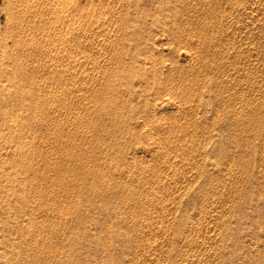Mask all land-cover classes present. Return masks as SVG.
Returning a JSON list of instances; mask_svg holds the SVG:
<instances>
[{"label":"rangeland","instance_id":"374dc122","mask_svg":"<svg viewBox=\"0 0 264 264\" xmlns=\"http://www.w3.org/2000/svg\"><path fill=\"white\" fill-rule=\"evenodd\" d=\"M67 1L50 37L0 0V264H264V0Z\"/></svg>","mask_w":264,"mask_h":264},{"label":"bare ground","instance_id":"6f19581e","mask_svg":"<svg viewBox=\"0 0 264 264\" xmlns=\"http://www.w3.org/2000/svg\"><path fill=\"white\" fill-rule=\"evenodd\" d=\"M54 1V2H53ZM53 1H51V0H23V2H25V3H23V5L21 6V9H20V11L18 10V13L17 14H19L20 15V17H21V19H22V17H23V15H24V13H25V20L26 19H32V21H33V23L36 25V26H38L39 25V27L38 28H41L42 27V25H43V27H42V35H48V36H50L51 37V34H56V32H54V31H52L51 30V21L52 22H56L57 20H61L62 22H60L59 24H60V26H62V27H67V29L70 27V25H69V23H70V18H69V15H71V14H68L69 12H70V9H69V12H68V9H67V7L66 6H68V1L66 2V0H53ZM173 1V0H172ZM177 1H180V0H177ZM183 1H187V0H183ZM169 2L171 3V0H169ZM181 2V1H180ZM188 2H190V1H188ZM191 2H193V1H191ZM186 3V2H185ZM61 4V5H60ZM177 4V3H176ZM184 4V3H183ZM187 4V3H186ZM185 4V5H186ZM192 4V3H191ZM173 5H175V4H173ZM177 5H179V4H177ZM176 5V7H178ZM180 5H182V4H180ZM184 5V6H185ZM190 4H188L187 6H189ZM193 5V4H192ZM169 6V5H168ZM168 6H166V7H168ZM184 6H183V8H184ZM186 6V7H187ZM165 7V8H166ZM170 8H171V6H169ZM174 7V6H173ZM172 7V8H173ZM69 8V7H68ZM171 8V9H172ZM180 8H181V6H180ZM188 8V7H187ZM186 8V9H187ZM192 8H193V6H192ZM175 8H173V10H174ZM178 9V8H177ZM191 9V8H190ZM179 10V9H178ZM185 10V9H184ZM180 11V10H179ZM187 11H189V10H187ZM187 11H186V13H187ZM22 12V14H20ZM176 12V11H175ZM182 12V11H181ZM190 13H191V11H190ZM175 14V13H174ZM180 14V13H179ZM182 14H184L183 12H182ZM181 14V15H182ZM176 15H178L177 14V12H176ZM175 15V16H176ZM185 15V14H184ZM189 15H192V14H189ZM188 15V16H189ZM166 16H168V15H166ZM179 16V15H178ZM187 16V17H188ZM160 17V16H159ZM166 18V17H164V16H161V18L160 19H163V18ZM169 17V16H168ZM167 17V18H168ZM166 18V19H167ZM180 18V17H179ZM189 18H191V17H188V20H189ZM73 19V18H72ZM159 19V18H158ZM159 19V20H160ZM166 19H165V22H166ZM169 19V18H168ZM167 19V20H168ZM184 20V19H183ZM187 20V21H188ZM73 21V20H72ZM71 21V22H72ZM169 21V20H168ZM192 21V20H191ZM30 22V21H29ZM74 22V21H73ZM160 22H161V20H160ZM188 22H190V21H188ZM164 23V22H163ZM162 23V24H163ZM169 23V22H168ZM187 23V22H186ZM54 24V23H53ZM58 24V25H59ZM74 24V23H73ZM165 24V23H164ZM167 24V23H166ZM165 24V25H166ZM185 24V23H184ZM188 24V23H187ZM190 24H191V22H190ZM210 23H208L207 25H209ZM28 25H30V24H28ZM157 25H158V23H157ZM71 26H73V25H71ZM159 27H160V25H158ZM167 27H168V25H166ZM185 26V25H184ZM211 26V25H210ZM199 27V26H198ZM207 27H209V26H207ZM207 27H206V25H205V27L204 28H206L207 29ZM71 28H73V27H70V30H71ZM184 28V27H183ZM185 28H189V27H186L185 26ZM185 28H184V30H185ZM74 29H75V26H74ZM209 29V28H208ZM78 30V29H77ZM57 31V30H56ZM64 31H66V30H64ZM68 31L69 30H67L65 33L63 32V40H66V38H68L67 37V35H68ZM204 30H202V32H203ZM75 32H76V30H75ZM57 33H58V31H57ZM67 33V34H66ZM70 33V32H69ZM74 32H72V34H73ZM203 33H206V32H203ZM71 34V33H70ZM72 34H71V36H70V38L72 39ZM62 35H60V36H62ZM74 35V34H73ZM76 35H78V32H77V34ZM75 35V36H76ZM79 37V36H78ZM73 38H75V37H73ZM219 38V37H218ZM47 39H48V37H47ZM62 40V41H63ZM68 40H69V38H68ZM67 40V41H68ZM78 40V39H77ZM76 39L74 40V41H77ZM48 41H50V39H48ZM66 41V42H67ZM72 41H73V39H72ZM71 41V42H72ZM79 41V40H78ZM214 42L216 41V42H218V40H213ZM69 42H70V40H69ZM51 43V42H50ZM63 43V42H62ZM74 43V42H73ZM80 43V42H79ZM209 43H211L210 41H209ZM212 44H213V42H212ZM211 44V45H212ZM32 45V44H31ZM63 45H65V44H63ZM69 44H67V46H68ZM77 45H78V47H80V45L77 43ZM77 45H75L76 47H77ZM36 46H39V47H41L40 45H36ZM70 46V45H69ZM68 46V47H69ZM213 46V45H212ZM3 46H1V49H3V48H5V47H3ZM56 47V46H55ZM74 47V46H73ZM72 47V48H73ZM75 47V48H76ZM46 48V47H45ZM44 48V49H45ZM59 49H61L60 51L63 53H65L66 54V50H67V47H65V46H63V47H61V48H59ZM78 49V48H77ZM5 50L6 51H4V52H6L7 53V48H5ZM42 50V49H41ZM58 50V49H57ZM81 50V49H80ZM42 51H44V50H42ZM60 51H58V52H60ZM69 51H71V50H69ZM69 51H68V53H69ZM73 51H75V49L73 50ZM2 52H3V50H2ZM2 52L0 53V55L2 54ZM60 52V53H61ZM72 52V51H71ZM5 53V55H7L8 54V56L9 55H12V54H10V52L8 51V53L6 54ZM44 53V52H43ZM59 53V54H60ZM75 53H76V51H75ZM3 55V54H2ZM4 55V56H5ZM69 54H67V56H68ZM72 55V53H70V56ZM2 57V56H1ZM14 57V56H13ZM13 57H11V58H13ZM59 57H61V56H59ZM7 58V56L5 57V59ZM10 58V59H11ZM55 58V57H54ZM9 59V58H8ZM7 59V60H8ZM68 59V58H67ZM1 60H3V58L1 59ZM0 60V61H1ZM12 60H14V59H12ZM55 60H57V59H55ZM81 59H78V58H74V61H75V63L76 62H79ZM4 61L5 60H3V62H2V65L3 64H5L4 63ZM48 62H50V61H48ZM65 62V61H64ZM6 63H9V62H6ZM152 63V62H151ZM153 63H155V62H153ZM152 63V64H153ZM9 64H11L12 65V63L10 62ZM56 64H57V61H56ZM55 64V65H56ZM0 65H1V63H0ZM7 65V64H6ZM47 65H48V63H47ZM52 65H54V64H52ZM10 66V65H9ZM8 65H7V67H9ZM61 66V65H60ZM1 67V66H0ZM3 67V66H2ZM2 67H1V69H2ZM6 66L4 67L5 69L7 68ZM22 66H19V68L18 69H20ZM44 67V66H43ZM45 67H47V66H45ZM57 67H58V65H57ZM153 67H154V64H153ZM47 68H49V67H47ZM46 68V69H47ZM60 68V67H59ZM4 69V70H5ZM22 69V68H21ZM51 69H52V67H51ZM57 69V68H56ZM56 69H54V71L56 70ZM3 70V71H4ZM45 70V68L43 69V71ZM48 70V69H47ZM50 70V69H49ZM10 71V70H9ZM22 71V70H21ZM42 71V72H43ZM58 71V70H57ZM49 72V71H48ZM59 74V73H58ZM118 75L119 73H115V75ZM60 75V74H59ZM113 75V74H112ZM121 75V74H120ZM122 76V75H121ZM121 76H119V77H121ZM114 77H116V76H114ZM118 77V76H117ZM10 78V79H9ZM9 78H7V80H11V78L12 77H9ZM62 78V77H61ZM60 78V79H61ZM122 78V77H121ZM13 79H15L14 77L12 78V80ZM19 79V78H18ZM21 79V78H20ZM118 80V79H117ZM14 81V80H13ZM12 81V82H13ZM16 81H17V79H16ZM19 82H20V80H18ZM22 81V80H21ZM34 82H35V84H37V88H39V87H41V79L39 78V80H33ZM32 81V82H33ZM121 81V80H120ZM19 82H17V83H15V85L17 84H19ZM51 82V81H50ZM118 82H119V80H118ZM10 83H11V81H10ZM14 83V82H13ZM23 83V82H22ZM5 83H3V85H4ZM6 85L8 86V87H10V88H12L10 85H12V84H5V87H6ZM15 85H14V87H15ZM0 86H2V85H0ZM23 86V85H22ZM5 87H2L1 89L3 90V88L5 89ZM8 87H7V89H8ZM70 87V86H69ZM68 87V88H69ZM15 88H17V86L15 87ZM22 88H24V86L22 87ZM18 89V88H17ZM26 89V92L25 93H27L28 92V90H27V88H25ZM40 89V88H39ZM9 90V89H8ZM15 89H13V91H14ZM24 90V89H23ZM31 90V89H30ZM30 90H29V92H30ZM5 91V90H4ZM17 91V90H16ZM25 91V90H24ZM6 92H7V90H6ZM5 92V93H6ZM11 92H12V90H11ZM35 92V91H34ZM33 91H32V93H34ZM51 92V91H50ZM53 92V91H52ZM1 93V92H0ZM32 93H30V95L31 96H29L30 97V100L31 101H33L34 100V94L32 95ZM38 93V92H37ZM2 94V93H1ZM13 94H14V92H13ZM15 94H16V92H15ZM22 94H24L23 92H22ZM51 94V93H50ZM61 94H62V92H61ZM60 94V95H61ZM66 93H64L63 95H65ZM7 95H8V93H7ZM6 95V96H7ZM20 95V94H19ZM40 94H38V96H39ZM59 94H54V96L53 97H59L60 96ZM16 96H17V94H16ZM21 96V95H20ZM4 97V99L6 100V98L7 97H5V96H3ZM28 97V98H29ZM31 97L33 98V99H31ZM52 97V98H53ZM19 98V97H18ZM17 98V99H18ZM21 98V97H20ZM27 98V97H26ZM26 98L24 97V95H23V98H22V100L21 101H23V99H25L26 100ZM46 98H48V97H46ZM46 98H44V99H46ZM64 98V97H63ZM66 98V97H65ZM9 99H10V101H11V97H9ZM16 99V98H15ZM37 99H39V97H37L36 98V100ZM60 99V98H59ZM2 101H3V104H5L4 102H5V100H3V99H1ZM19 100V99H18ZM17 100V101H18ZM27 100H29V99H27ZM170 100L171 99H169V102H170ZM8 99H7V103L6 104H8ZM13 101H15L14 100V98H13ZM41 102H43L42 100H40ZM51 101V100H50ZM53 101V100H52ZM56 101V100H55ZM54 101V102H55ZM12 102V101H11ZM39 102V101H38ZM61 102V101H60ZM59 102V103H60ZM66 102H68V101H66ZM18 103V102H17ZM17 103H15V104H17ZM26 103V102H25ZM24 102H23V104H25ZM32 103H34V102H32ZM31 103V104H32ZM49 103V102H48ZM5 104V105H6ZM14 103L12 102V103H10L9 105L11 106V105H13ZM14 104V107L16 106ZM22 104V103H21ZM29 104V103H28ZM30 104V105H31ZM35 104V103H34ZM34 104H33V107H34ZM36 104H37V101H36ZM37 105H39V104H37ZM50 105V104H49ZM111 105L113 106V104L111 103ZM24 106H26V104L24 105ZM36 106V105H35ZM42 107H40V108H43V112L45 111L44 109H46L45 108V106H43V105H41ZM47 106V105H46ZM106 106V105H105ZM108 106V105H107ZM8 107V106H7ZM12 107V106H11ZM10 107V108H11ZM18 107V106H17ZM19 107H21V106H19ZM38 107V106H37ZM37 107H35V108H37ZM103 107V106H102ZM101 107V108H102ZM23 108V107H22ZM104 108V107H103ZM106 108H108V107H106ZM105 108V109H106ZM110 108V107H109ZM4 109V108H3ZM2 109V110H3ZM7 108L5 107V111H4V115H2V116H5L4 118L7 120V121H9L11 124H13L12 126L15 128L14 129V133L16 132V134L18 135V139L16 138V140H17V143L16 144H14V146H15V153H16V156L17 157H15L14 159H11V161L8 159V162L10 163V166H13L14 168V170H13V172H8V174L6 173V176H5V178L9 181V182H15V183H13V184H16V182H17V184H18V194L20 193L21 195H23V192H25L26 191V189H27V186H26V179H24V177H22L21 176V170H27V169H29V168H31L30 170H32V168L34 167V166H32L33 164H32V161L29 159V158H27V156H25V155H27V151H30V150H27V149H31L32 150V146H33V149L35 150V148H36V143H39V142H36L35 143V141H30V144H27L25 141H22L21 139H19V138H21L23 135V133H21L20 132V130L21 129H24V128H26L28 125H30V124H27V125H25L24 124V118H25V116L26 115H28V113L26 112V111H28V110H26V107H25V114L24 113H22L23 115H25L24 117H22V118H19V115H22L21 113L19 114L18 112H16V111H8V109L6 110ZM13 109V108H12ZM17 109H21V108H17ZM16 109V110H17ZM29 109H30V107H29ZM38 109V111H39V108H37ZM23 111H24V109H22ZM21 110V111H22ZM47 110H48V107H47ZM46 110V111H47ZM116 110V109H115ZM114 110V111H115ZM30 111V110H29ZM35 111V110H34ZM42 111V110H41ZM36 112V111H35ZM35 112H31V113H35ZM100 112V111H99ZM2 113V112H1ZM50 113V112H49ZM15 114H19V115H17L18 116V118L17 117H15ZM48 114V113H47ZM51 114V113H50ZM97 114V113H96ZM99 114V113H98ZM22 115V116H23ZM40 115V114H39ZM46 115V114H45ZM44 115V116H45ZM37 117H39L38 116V114L36 115ZM43 116V117H44ZM48 116H49V114H48ZM21 117V116H20ZM60 118H62V117H60ZM33 119H36V118H33ZM33 119H32V121H33ZM44 119V118H43ZM57 119V118H56ZM37 120H39V119H37ZM63 120V119H62ZM35 121V120H34ZM40 121V120H39ZM44 121V120H43ZM50 121V120H49ZM63 122V121H62ZM61 122V123H62ZM22 123H23V125H22ZM29 123V122H28ZM45 123V122H44ZM44 123H42L43 125H44ZM35 124H37V122L35 123ZM41 124V123H40ZM63 124V123H62ZM65 124V123H64ZM59 125H60V123H59ZM34 127H35V125H34ZM41 127H42V125H41ZM54 127V126H53ZM52 127V128H53ZM57 127H58V125H57ZM36 128V127H35ZM37 128H39V126L37 127ZM50 128H51V126H50ZM51 128V129H52ZM54 129V128H53ZM22 131V130H21ZM51 131V130H50ZM49 130H48V132H50ZM55 131V130H54ZM24 132H25V130H24ZM57 132V131H56ZM14 133H13V137L15 138V135H14ZM50 135V134H49ZM55 136V135H54ZM37 145H39V144H37ZM11 147H12V145H10ZM28 146H30L29 148H28ZM40 146V145H39ZM39 148V147H38ZM9 149V148H8ZM69 150L67 149V152H68ZM71 151H73V150H71ZM32 151H30L29 153H31ZM73 154V153H72ZM50 161H51V159H49ZM50 165V164H49ZM32 166V167H31ZM3 167V166H2ZM88 167V166H87ZM35 168H37V167H35ZM33 170H35L34 168H33ZM96 171H97V168L95 169ZM102 172V171H101ZM91 173H93V172H91ZM96 174V173H95ZM26 175V174H25ZM35 175H36V173H35ZM39 175V174H38ZM42 175V174H41ZM48 175V174H47ZM97 175H99V174H97ZM104 175V174H103ZM19 176H21V178H19ZM95 177V176H94ZM46 178H47V176H46ZM68 178V176L66 177V179ZM96 178V177H95ZM94 178V179H95ZM100 178V177H99ZM65 179V180H66ZM70 180H71V178H69ZM104 179H105V177H104ZM96 181H98V180H96ZM65 182V181H64ZM67 182V181H66ZM65 182V183H66ZM68 182H70V181H68ZM92 183V182H91ZM97 183V182H96ZM103 183V182H102ZM11 184V183H10ZM70 184V183H69ZM88 184V183H87ZM87 184H86V187H87ZM95 184V183H94ZM90 185V184H89ZM93 187V186H92ZM99 187L100 186H98V188H96V189H99ZM95 189V190H96ZM100 190V189H99ZM102 190V189H101ZM104 190H106V189H104ZM108 190V189H107ZM45 192V191H44ZM100 192V191H99ZM105 192V191H104ZM108 192V191H107ZM40 193H42L41 192V190H40ZM98 193V192H97ZM19 194V195H20ZM50 194V193H49ZM51 197V196H50ZM21 198H23V196H21ZM51 200V199H50ZM92 203V202H91ZM80 208V207H79ZM65 209V208H64ZM77 210V209H76ZM80 210V209H79ZM65 211H66V209H65ZM62 212V211H61ZM79 212V211H78ZM83 212H84V209H83ZM80 213V212H79ZM31 224H32V222H31ZM77 224V223H76ZM80 224V223H79ZM78 224V225H79ZM33 225V224H32ZM35 225V224H34ZM68 225H69V223H68ZM73 225V224H72ZM29 226H31V225H29ZM28 226V227H29ZM70 227H71V225H69ZM76 226V225H75ZM33 227H35V226H33ZM72 227H74V226H72ZM71 227V228H72ZM78 227V226H77ZM32 228V227H31ZM35 229V228H34ZM37 229V228H36ZM74 229V228H73ZM32 230V232H33V229H31ZM39 230V229H38ZM79 230V229H78ZM29 231H30V229H29ZM74 231V230H73ZM35 233V232H34ZM76 233H78V232H76ZM34 238H35V235H34ZM37 238V237H36ZM30 244V243H29ZM24 245H27L28 246V244H23V246ZM28 247H30V246H28ZM24 248H26L25 246H24ZM32 248H34V246H31V249ZM29 249V248H28ZM30 250V249H29ZM34 250V249H33ZM36 250V249H35ZM34 250V251H35ZM38 250V249H37ZM41 250V249H40ZM39 250V251H40ZM31 251V250H30ZM29 251V252H30ZM27 252V251H26ZM29 252H27V254L29 253ZM32 252V254H28V255H34L33 254V251H31ZM36 252V251H35ZM42 252V251H41ZM38 253V251L35 253V254H37ZM28 255H26V257H28ZM39 255V254H38ZM38 255H34L35 257H37ZM19 257H20V255H19ZM22 255H21V259H22ZM32 257V256H31ZM30 257V258H31ZM20 258H19V261H20ZM23 259H24V261H25V258L23 257ZM23 259L20 261V263L23 261ZM27 259H29V258H27ZM35 259V258H34ZM18 260V259H17ZM16 260V261H17ZM29 260H31V259H29ZM26 261H28V260H26ZM25 261V262H26ZM32 262H33V260H31ZM5 262V264H6V261H4ZM20 263H18V264H20ZM30 263V262H29ZM22 264H24V263H22ZM28 264V263H27ZM31 264H33V263H31Z\"/></svg>","mask_w":264,"mask_h":264}]
</instances>
